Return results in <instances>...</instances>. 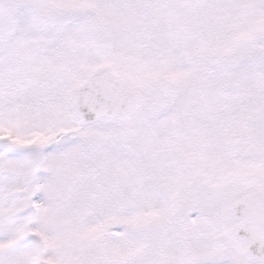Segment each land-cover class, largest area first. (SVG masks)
<instances>
[{
    "label": "snow or ice",
    "instance_id": "1",
    "mask_svg": "<svg viewBox=\"0 0 264 264\" xmlns=\"http://www.w3.org/2000/svg\"><path fill=\"white\" fill-rule=\"evenodd\" d=\"M0 264H264V0H0Z\"/></svg>",
    "mask_w": 264,
    "mask_h": 264
}]
</instances>
